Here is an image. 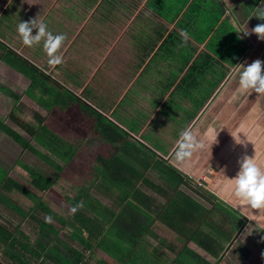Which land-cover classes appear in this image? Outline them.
<instances>
[{
    "label": "crops",
    "instance_id": "0c3cea01",
    "mask_svg": "<svg viewBox=\"0 0 264 264\" xmlns=\"http://www.w3.org/2000/svg\"><path fill=\"white\" fill-rule=\"evenodd\" d=\"M237 1L0 0V86L3 88L0 89V124L3 126L7 122L19 128L18 133L33 143L34 139L22 128L20 120L36 124L37 117H42L51 129L61 133L64 131L66 136L72 132L73 122L76 124L79 119L88 128L90 125L88 119L82 118L88 115V108L76 109L74 102L90 107L128 131L133 138L157 154L159 159L167 160L169 166L177 168L178 172L174 173L182 175L184 180L192 175L199 179H205L206 173L213 177L217 175L214 180L219 179L218 187L212 185V190L226 199L228 205L224 206L231 207L234 218L241 221L240 229L228 239L211 230L213 236L222 244L220 252L225 249L224 246L230 244L228 247L232 252L231 257L248 262L250 254L244 253L247 250L245 242H248L258 251L257 256L252 257L253 263L263 264L264 211L247 205L241 206L233 194L235 177L240 172L235 170L237 163L238 171L241 170L243 159L248 157L264 168L263 139L243 144L242 141H247L242 140L247 138L245 133L252 131L250 126H246L243 127L244 132L240 138H235L237 141L232 138L228 140L230 133H226L222 141L218 140L224 124L229 125L241 112L247 114L249 108L246 105L253 103L255 107V101L263 98L262 94L252 89H243L239 83L240 73L244 71L245 55L242 50L235 48L231 40L238 34L232 29L239 30ZM226 2L235 16L231 17L224 11ZM253 5L254 9L258 5L264 6V0H258ZM19 8L22 14L18 13ZM33 19L37 24L44 22L53 35H66L67 39L57 53L63 57L61 65L49 66L43 39L32 47L23 44L17 30L18 25ZM182 31L187 33V42L181 36ZM37 32L38 28H34L33 35ZM6 51L38 70L33 77V83L30 78L3 61ZM40 73L49 76L63 91L59 94L60 101L51 108L43 103L42 96L46 97L49 92L44 87L47 80ZM96 77H99L98 92L102 89H113L115 92L112 98L109 95L110 104L105 106V110L92 102L100 100L98 93L93 94ZM190 99L202 102L196 108L190 109ZM124 100L132 102L130 107L126 106L129 104L117 106ZM173 100L184 101L188 105L183 110V119L180 122L182 126L176 137L174 132L173 135L167 132L173 125L172 118L180 121L179 114L182 112L175 109L176 106L170 105ZM128 110L129 117H133L129 119L133 125L131 130L116 120L118 113H127ZM32 111L35 113H31ZM31 114L34 118L27 119ZM1 125L0 131L3 133H0V167L13 178L12 166L20 160L15 158L11 150L19 144L8 136L5 129L1 130ZM141 127L144 130L149 129L140 133L143 130ZM158 128L164 130V136L145 134ZM186 128H190L203 141L205 147L194 152L190 158L178 161L175 152L180 141V132ZM137 131L139 136L135 134ZM146 136L149 137L144 138ZM158 139L160 143L157 145L155 142ZM8 160H11L8 168L11 173L3 166ZM216 160L218 161L215 166H210L213 171L207 172L206 163ZM235 161L237 162L234 165ZM146 174L155 175V171L149 168ZM201 191L205 192L202 189ZM192 192L202 198V203H207L206 209H211L212 204L203 195ZM183 193L190 196L184 191ZM195 196L191 198L199 201ZM26 210L22 212H28ZM237 210L245 211L247 218L240 219ZM42 213L49 217L48 213ZM79 214V210L72 214L62 212V216L66 215V222L61 226L58 221L54 224L62 227L64 234L67 231L71 238L74 230L71 225L78 222L73 217ZM162 230L170 233L164 228ZM242 234L245 242L240 239ZM173 237L172 232L167 240L172 241Z\"/></svg>",
    "mask_w": 264,
    "mask_h": 264
},
{
    "label": "trees",
    "instance_id": "16d2710c",
    "mask_svg": "<svg viewBox=\"0 0 264 264\" xmlns=\"http://www.w3.org/2000/svg\"><path fill=\"white\" fill-rule=\"evenodd\" d=\"M256 1L258 0H254ZM224 11L231 17L235 16L227 2L224 3ZM238 25L240 29L239 21ZM245 38L246 41L237 40L235 37L231 40L239 50L246 51L245 54L247 51L252 53L254 44L256 45L258 41L254 35L245 36ZM245 57L248 61L245 59L243 69L258 59L257 55ZM3 59L8 65L30 78L33 83V77L37 75L38 70L32 64L7 51ZM40 74L41 77L59 87L49 76ZM0 89L3 88L0 86ZM46 90L50 92V89L46 88ZM260 99V103L264 104L262 98ZM63 105H65L64 102ZM86 107L88 108L86 114L94 116L92 125L89 127L92 134L80 119L76 121V126L73 122L71 130L73 134L78 133L81 138L91 135V140L96 142V148L90 151L86 147V153L91 158L89 164L92 167L86 183L80 187L75 186L76 196H65L64 198V201L72 207L83 203V207L78 210L83 215L82 218H85L71 225L74 229L71 232V238L78 239L84 248H91L95 244L101 249L106 257H99V264H212L209 258L212 256L215 260L218 258L222 244L209 229L216 232L218 236L228 239L231 234L236 233L241 221L219 210L215 205L217 199L213 193L203 194L201 186L191 184L192 182L184 180L182 175L172 171L178 172L177 168L172 166L165 168L166 172L170 170L166 174L168 186H162L157 180H153L155 175L146 174L143 171L148 168L152 169L151 166L164 160L156 158L157 154L133 138L128 131L112 119H107L83 104V109ZM13 116L12 114L11 117ZM37 118L36 124L22 119L20 125L28 131L40 148L23 138L17 131L2 126V123L0 124L1 130L5 129L23 149L31 151L37 161L42 159L60 169L53 162L51 155L68 160L75 148L74 135L68 133L65 136L64 131L62 133L54 131L45 119ZM80 130H82L81 134ZM26 161L27 163L20 161L18 163L30 173L32 187L41 192L46 191L52 185L53 180H49L34 167V160ZM0 174H4L3 177L0 175V192L14 188L33 202L26 211L35 205L51 217V223L46 222L45 219L39 220L32 228L24 231L16 229L13 232H2L0 229V253L7 258L6 264H39V262L41 264L44 259L49 264H88L83 260L82 251L73 252V248L58 235L62 229L60 226L67 219L66 215L62 216L63 211L60 208L55 210L43 204L33 190L9 177L1 167ZM181 184L187 185L198 195H203L212 204L211 209H206L199 201L184 194L178 187ZM145 188L154 190L158 197L163 198L149 194ZM112 191L115 194H112ZM101 193L105 196L113 195V206L102 203V199L96 195ZM0 200L19 211L22 216L27 215L28 212H22L19 206L10 202L4 195H0ZM79 215L77 217L82 219ZM212 216L216 218L212 219ZM209 218L213 221L217 219L218 225L216 226L219 230L209 225ZM53 221H58L60 226L57 227ZM154 221L156 224L160 222L162 227L170 233L173 232L176 243L181 244V247L158 236L152 228ZM65 234L69 235L67 231ZM49 235L53 237L48 238ZM54 238L59 246L66 247V250H71V252L66 253L65 250L63 253L56 248L52 243ZM190 242H194L195 245H190ZM156 243L163 245L166 251H158L155 247ZM201 250L207 256L201 255Z\"/></svg>",
    "mask_w": 264,
    "mask_h": 264
},
{
    "label": "rangeland",
    "instance_id": "374dc122",
    "mask_svg": "<svg viewBox=\"0 0 264 264\" xmlns=\"http://www.w3.org/2000/svg\"><path fill=\"white\" fill-rule=\"evenodd\" d=\"M245 1L246 0L237 1V4H239V5H238V12H236V13L239 16L240 26H243L244 30L251 31L258 24L264 23V20L258 19L257 16H255L258 9L262 5H258L256 7V9H254V5H253L254 0H247V2H245ZM17 8H18V5H17ZM18 10H19L18 13L20 14L21 13L20 8ZM226 27L228 28L229 25H227ZM228 30H229V28H228ZM232 31L236 32V31H238V28L237 29L233 28ZM252 35H254L256 41H258V43L256 45L254 44L253 52L249 53L247 51L246 54H245L246 51H242V52L245 56L257 55L258 59H260L261 61H264V40L258 39L257 34L254 32L249 36H252ZM240 37H242V38H240ZM236 39L240 40V41H242V40L246 41V38L242 33H238L236 35ZM252 41H255V40H252ZM235 48H236V46H235ZM245 59H246V57H245ZM246 61H248V60L246 59ZM236 70L237 69H235L234 72H236ZM98 85H99V77H96L95 82H94V86H93V94L98 93L100 100L99 101H92V102L96 106H98V108L105 110L104 109L105 106L110 104V100L108 98L109 95L112 98L115 95V92L113 89H111L110 91L102 89L101 91L99 90V92H98L97 91ZM44 87L50 89V92L46 95V97L42 94L43 95L42 97L44 99L43 103L48 108H51V107H53L54 103L60 101L59 94L62 93L63 91L60 90V88H58L57 85H53V83H51L50 81H46L44 84ZM100 87H101V85H100ZM209 91H210V87L208 89V93H209ZM263 96H264V94H263ZM191 97H193V96L191 95ZM56 98H58V99H56ZM54 100H56V101H54ZM262 100L264 102V98H262ZM189 101H191L189 104H191L190 107H192L190 109L196 108L202 102V100L201 101H199V100L195 101L193 99H190ZM260 102H261V99L260 98H259V100L257 99L255 101V104H254L255 107L253 106V103H250L248 105L245 104L246 108H249V111L247 112V114L245 113V115H244L241 112V113H239L238 118L234 119V121L230 122L229 125L224 124L222 127L224 132L222 131V134L220 133L221 137H219L218 140L221 139V141H222L225 134L230 133L228 140H230L232 138V139L237 141V139H235V138L236 137L240 138V135L244 132L243 127L250 126V128H252V131L250 133H248V132L245 133L244 136H247V138H244V139L242 138V140H247V141H242L243 144L249 143V141H252L254 143V142H257L261 139H263L262 144H264V104H262ZM183 103H184V101H176V100H173L170 103V105L172 107L176 106L175 109L182 111L179 114L180 121L173 117L172 118V124L173 125L170 129H167L168 130L167 132L170 135H173V132H174V137H176L178 135V132L182 126L180 124V122H181V119H183V114H184L183 110H184V108H187V106H188L186 103H184V104ZM124 104H129L126 106L130 107L132 102L124 100L122 102H119L117 106H123ZM243 104H244V102H243ZM74 107L76 109L77 108L83 109V105L79 104L76 101L74 102ZM8 113H9V111H8ZM31 113H35V112L32 111ZM99 114L102 115L101 113H99ZM118 115H119L118 119H122V121H120L118 119H116V120L120 124H122V126H126L130 130L133 129L132 123L129 122V121H131L129 119H133V117H131V115L129 117V110L127 111V113H118ZM7 118H9L8 115H7ZM29 118L33 119L34 115L31 114L29 117H27V119H29ZM82 118L88 119L90 121L89 122L90 123L89 127H90L91 123L93 122L94 116L92 117L91 115H87L86 117H82ZM3 124H6L4 126H7L10 129H14L17 132L19 131V128L13 127V125H10L7 122H5ZM75 126H76V124H75ZM142 127H141V129H143V130L140 133L145 132L149 129L148 128V129L144 130V128H142ZM168 127H170V126H168ZM226 128H228L227 132L225 130ZM88 129L90 131V128H88ZM1 132L3 133V131H0V133ZM79 133L81 134L82 130H80ZM90 133L92 134V131H90ZM138 133H139V131L135 132V134L137 136H139ZM152 133L164 136V130H162L160 128H158L157 130H149L145 134H152ZM73 135H74L73 138H74L75 148L73 150L72 156L68 160H62L61 158L56 157L53 154L51 155V157L53 158L52 159L53 162L55 164H57L60 167V169H57L56 166L51 164V163L44 162L42 159H38L39 161H37L36 156L31 151L23 149L20 144H19L20 146L16 145V146H14L13 150H11L13 155L15 156V158L19 159L20 162L27 163L26 160H34V167H36V169H39V172L42 173L45 177H47L49 180H53L52 185L44 192L36 190L32 187L30 173L26 169H24L21 165H19L20 163H18V164L16 163V165L12 166L13 167L12 169H14V171L12 173L8 169V168H10L11 160H8V161L4 162V164H3V166L6 169H8V171H10V173L13 175V179H15L18 183L26 186L27 188H30L31 190H33L35 192L36 196L39 198V200L43 204H45V205H47V206H49L55 210H58V208H60L61 211H63V212L67 211V213H70V214H72V212H71L72 206L68 205V203L64 201V198H65V196H69V197L76 196L77 190L75 189V186L80 187V186H82L83 183H86V178L89 175V171L92 169L91 164H89V160L91 158H90V155L88 153H86V147H88L90 149V151H93L96 148V142L94 140H91L92 139V137H90L91 135L88 137H83V138H81V136H79L78 133H74ZM232 135H234V137H232ZM8 136H10V135L8 134ZM149 136H146L144 138H148ZM158 143H160L159 139L155 142V144L158 145ZM217 143H218V141H217ZM33 144L36 147L38 146L40 148V146L37 145L35 141L33 142ZM21 148L23 149V151H21ZM211 149H213V148H211ZM262 149L264 150V147ZM148 156L150 157V152H149ZM217 161L218 160H216L213 163L212 162L206 163L207 172L213 171V169H210V166H212V164H214V166H215ZM236 162L237 161H235L234 165L236 164ZM220 165H221V162H220ZM151 167H152V170L155 171V177L153 180H157L160 183V185H162V186L167 185L166 184V177H167L166 174L169 173L170 170L167 168L169 170V172L168 171L166 172L165 168L169 167V165L165 161H162V163L158 162V163H156V165H153ZM237 169H238V163L235 166V170L238 173L240 170L237 171ZM148 171H149V168L144 170L143 172H148ZM172 171L175 172L174 170H172ZM180 171H182V170H180ZM158 174H159V177H157ZM0 175H1V177L4 176V174H0ZM215 177L210 176L206 173L204 175L205 179H203V178L199 179V177L192 175V177L187 178V181H189L190 183L192 182L191 184H196L198 186H201L202 187L201 189L205 191L204 192L205 194L211 192L214 195H216L217 196L216 199L218 200V202H217L218 209L223 211L225 214H229L230 217L234 218L233 209L231 207H225L226 205H228V202L225 201L226 199H224V197H220L217 194L219 192H215L212 190V185L215 188L218 187L219 179L214 180ZM175 180L178 181V179H175ZM178 187L180 188L181 191L183 190L184 192L189 194L190 197L195 196V194L191 191V189L187 185L181 184ZM145 191L148 192L149 194L155 195L157 198H161V199L163 198L162 196L158 197V194L150 188H145ZM195 193L198 194L197 192H195ZM2 194L5 197H7V199H9L10 202L19 206L21 208V210H26L28 205L31 206L33 204V202L28 197H26L24 194L23 195L20 194L18 192V190H15L14 188L11 189L10 191H8V190L1 191L0 195L3 196ZM112 194H115V192L112 191ZM96 195L100 199H102L103 204H111V205L114 204V199H112L113 195L105 196L104 193L96 194ZM195 197L196 198L198 197V200L201 202L200 204L206 208L207 203H205V202L202 203V198H199V196H195ZM237 211H238L237 214L239 216H241L240 219L241 218L242 219L247 218L245 211H242V210H237ZM44 215L45 214L42 213V210L40 209V207L33 205V207L28 210L27 215L22 216L19 211L12 209L9 205L2 203V200H0V229L2 232H5V231L13 232L14 230L16 231V229L24 231V230H27V228H32L35 225V223H37L41 218L45 219L46 217H48V216H44ZM73 218H75L76 221H79V220H84L85 217H83V218L81 217L82 219H80L77 216L73 217ZM213 218H216V217L212 216V219ZM209 219H208L209 225L211 224V225L215 226L213 228L215 230H217L218 229V227L216 226V225H218L217 219H216V221H213L211 218H209ZM54 222L55 221H53V223ZM246 227H248V226H246ZM152 228L157 233V235L159 234L162 238H165L166 240H167V238H169L170 233L162 230L163 227H162L160 222L159 223L157 222V224H156V221H154L152 223ZM208 228H209V226H208ZM209 230L211 231L212 229H209ZM28 235H29V231H28ZM58 235H59L60 239L63 240V238H64L65 240L69 241L68 243L71 246V248H73L72 249L73 252H75V250L82 251L83 260H85V262H87L88 264H99V257H101V256L106 257L105 256L106 254L101 249L97 248L95 246V244L91 248H84L83 245L78 243V240L76 241L74 239L69 238V235L66 236V234H64L63 231H60ZM51 237H53V236L52 235L48 236V238H51ZM240 239H242V241L245 242V240H244L245 236H243V234L241 235ZM151 241L153 243L155 242L153 240H151ZM92 242L95 243V241H92ZM172 242L177 244L175 241V238L172 240ZM52 243L61 252H63V253L65 252L66 247L59 246L58 242L55 238L52 240ZM245 243L247 246V250L245 249L244 253H248L246 255L250 254L248 256V258H250V260H248V262H244V260H242L240 258L239 259H235L234 257L232 258L230 255V254H232V252H231L230 248L228 247V246H230V244H228L227 247L224 246L225 249L219 253L218 258L216 260H215L214 256L209 258L210 262L212 264H255V263H253L252 257L257 256L258 251L256 250V248H254L253 244L248 243V242H245ZM192 244L195 245L194 242H190V245H192ZM177 245L181 247V244H177ZM155 247L158 251H166V248L163 245H161L160 243H156ZM201 251H202L201 255L207 256L206 253H203V250H201ZM70 252H71V250H66V253H70ZM71 255H69V256H71ZM6 260H7V258L4 257L2 255V253H0V264H6ZM261 260L264 264V256L261 258ZM18 264H21V263H18ZM39 264H40V262H39ZM41 264H49V263L47 262V260L44 259V261Z\"/></svg>",
    "mask_w": 264,
    "mask_h": 264
},
{
    "label": "clouds",
    "instance_id": "9594fccd",
    "mask_svg": "<svg viewBox=\"0 0 264 264\" xmlns=\"http://www.w3.org/2000/svg\"><path fill=\"white\" fill-rule=\"evenodd\" d=\"M255 16L264 20V6L258 9ZM34 28H38V32L35 35H33ZM17 30L25 46L32 47L39 44L42 39L44 40L43 47L49 57V66L55 67L63 63V57L57 53L67 39L65 34L53 35L51 31L47 30V25L44 22L37 24L35 19L30 22H21ZM236 32L243 33L245 36H249L254 32L257 34L258 39L264 40V23L258 24L251 31L244 30L243 26H240V29ZM181 36L187 42V33L182 31ZM239 83L245 90L252 89L258 94H264V61L256 59L253 63L247 65L244 71L240 73ZM204 147L203 141L190 128H186L180 132V141L178 142L175 157L178 161H183ZM233 194L241 206L247 205L252 209L264 211V168L255 160L245 157L241 162V170L235 177ZM82 207L83 203L81 202L74 206L71 212L75 213ZM45 219L46 222L51 223V217H46Z\"/></svg>",
    "mask_w": 264,
    "mask_h": 264
}]
</instances>
